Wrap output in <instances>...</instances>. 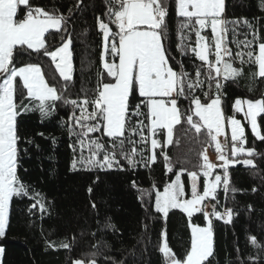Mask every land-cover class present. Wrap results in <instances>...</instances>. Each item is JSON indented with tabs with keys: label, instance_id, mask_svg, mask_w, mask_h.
<instances>
[{
	"label": "trees",
	"instance_id": "1",
	"mask_svg": "<svg viewBox=\"0 0 264 264\" xmlns=\"http://www.w3.org/2000/svg\"><path fill=\"white\" fill-rule=\"evenodd\" d=\"M163 2L168 7L164 45L169 50L170 64L174 70L183 69L193 78L194 67L202 63L191 50L196 45L197 25L193 21L192 27L181 31L184 18L176 14L175 0ZM108 3L109 0H30L34 7L62 15L65 22L59 32L45 35L46 49L37 52L24 46L26 51L19 57L14 50L15 65L39 64L50 85L69 101L91 99L99 80L111 79L103 69V35L97 21ZM103 18L107 22V17ZM223 19L240 21L236 25L228 24L226 43L233 53V66L241 68L242 74L235 79L219 78L223 112L229 116L237 98L253 101L264 98V78L254 75L258 66L241 64L235 56L241 53L247 61V53L253 49L258 52V44L264 42V0H225ZM110 27L116 30L114 25ZM253 30L256 34L253 49L245 48L239 42L246 36L252 41ZM67 38L72 41L73 79L65 82L44 53L61 47ZM106 59L118 62V58L111 55ZM204 90H208L207 85ZM211 91L215 95L214 84ZM196 94L201 95L203 101L202 93ZM130 99L135 104L143 98L133 94ZM24 104L29 101L25 99ZM178 106L182 112L194 108L184 97L178 98ZM72 111L70 103L65 105L58 101L50 115H42L38 107H30L17 117L22 150L18 176L28 186L29 195L10 202L6 234L0 239L4 250L1 264H73L77 260L90 263L93 259L96 264H166L167 258L160 252L165 235L169 247L182 258L190 246V225L206 227L207 222L202 214H195L189 221L179 210L170 211L164 218L155 210V194L175 179L173 173H181L185 191L190 196L189 174L193 171L198 174V191L202 192L206 180L201 168L203 156L208 149H214L207 130L196 133L186 120L182 121L174 128L173 143L155 150V162L150 159L149 139L147 143L135 145L125 142L126 153L131 154L132 149H136L135 165H129L117 148L119 166L89 169L78 165L73 168L81 153L77 137L69 131L74 123L68 121ZM76 115H79L78 109ZM257 121L264 134V114ZM244 126L247 138L244 147L255 149V154L235 158L229 154V159L238 162L228 168L229 192L219 189L217 196L220 209L231 208L233 215L231 222L212 217L214 254L209 257L210 264H252L249 257L255 258L256 264H264V250L251 242V237L255 236L258 243L264 245V141L257 139L247 124ZM74 131L78 132L79 128ZM144 134L149 135L147 130ZM156 138L163 145L165 131ZM87 139H99L107 150H114L109 138L100 133L90 134ZM162 151L169 156L172 172L167 170L169 162L164 160ZM245 159L253 160L255 167L244 165ZM223 172L224 169H215L213 175L223 176ZM33 203H37L36 208L31 207ZM40 204L44 205L43 211Z\"/></svg>",
	"mask_w": 264,
	"mask_h": 264
},
{
	"label": "snow or ice",
	"instance_id": "2",
	"mask_svg": "<svg viewBox=\"0 0 264 264\" xmlns=\"http://www.w3.org/2000/svg\"><path fill=\"white\" fill-rule=\"evenodd\" d=\"M175 7L178 17L184 18L180 24L181 31L192 27L193 21L194 25H198L195 30L196 45L191 50L202 63L194 67L193 78L183 69L179 72L174 70L170 64L169 50L164 45L168 7L163 0H109L105 5V12L97 17V21L98 29L103 35V69L111 79L99 80L91 99L69 101L62 93H58L54 85H50L39 64L28 63L17 67L14 63V50L16 57H19L26 49L37 52L46 49L45 34L50 29L59 32L65 18L32 6L30 0H0V73H4L0 82V237L6 234L10 202L14 198L29 195L28 186L18 176V159L22 150L19 148L21 137L18 135L17 117L30 107H38L42 115H50L57 102L62 101L65 105L70 103L73 106L68 121L74 123L69 131L77 137L76 144L81 153L80 159L74 161L73 168L77 164L89 169L119 166L120 161L115 151L117 148L129 165H135L136 149L133 148L131 154L126 153L125 142L135 145L147 143L149 139L152 149L150 159L155 162V150L173 143L174 128L181 125L182 121L186 120L196 133H201L202 129L207 130L220 154L223 176H213L217 165L210 163L207 155H204L202 175L208 179L204 182L202 192L197 187L198 174L193 171L189 174L192 181L191 198L186 199L181 175L173 173L175 179L155 194V210L167 217L170 209H178L186 214L189 221L195 214H202L208 225H190V246L182 258L169 247L165 235L160 252L167 258L166 264H210L209 257L214 254L212 217L224 219L217 210V191L222 189L224 193L229 192L228 168L238 162L224 154L218 137L225 134L226 120L219 78L223 76L224 80L235 79L242 74L241 68L233 66V53L226 43L228 24L236 25L240 21L223 19L225 0H175ZM105 16L107 22L103 18ZM243 23L252 27L248 21ZM110 25H114L116 30ZM209 28L211 42L201 34ZM252 36V41L246 36L239 43L245 48L253 49L255 30ZM71 43V39L67 38L61 47L54 51L45 50L44 53L55 63L59 76L65 82L73 79L69 51ZM108 55L118 58V63L115 60L109 62L106 59ZM235 56L240 59L241 64L247 62L258 66L254 75L264 78V42L258 44V52L253 49L247 53V61L241 53H236ZM202 76L204 79H201ZM213 84L215 95L211 91ZM205 85L208 86L207 91L204 90ZM197 92L202 93L203 101ZM133 94L143 99L134 104L130 99ZM179 97L190 100L194 108L182 112L178 106ZM25 99L29 104H24ZM233 107L235 112L244 113L253 135L264 141V134H261L257 121L258 116L264 114V98L255 101L237 98ZM77 109L79 115H76ZM227 124L231 129L232 157L244 153L249 157L253 156L255 149L244 147L247 138L241 121L233 116L227 118ZM76 127L79 128L78 132L74 131ZM145 130L148 131V136H145ZM165 130L166 140L162 145L156 136ZM95 133L109 138L114 150H107L105 143L99 139L86 140L90 134ZM137 136L139 139H134ZM237 144L240 146H236ZM85 149L88 156L83 155ZM73 150L76 151V145H73ZM161 155L169 162L168 172H172L167 152L162 151ZM242 163L255 167L251 159H245ZM209 199L213 202L211 212L204 203ZM37 203H33L31 207L36 208ZM92 206L95 208V203ZM39 208L43 211L44 205L40 204ZM232 215L233 210L228 208L227 222H231ZM251 242L264 250V245H260L255 236L251 237ZM3 251L0 248V253ZM249 260L256 264L255 258L249 257ZM74 264L88 262L77 260ZM90 264H96V261L93 259Z\"/></svg>",
	"mask_w": 264,
	"mask_h": 264
},
{
	"label": "rangeland",
	"instance_id": "3",
	"mask_svg": "<svg viewBox=\"0 0 264 264\" xmlns=\"http://www.w3.org/2000/svg\"><path fill=\"white\" fill-rule=\"evenodd\" d=\"M224 14V13H223ZM62 27H63V24H62ZM62 27H61V29H62ZM197 28H198V25H197ZM49 32H57L56 30H49ZM210 32H211V30H210V28L209 29H205L201 34L203 35V36H205L207 39H208V41L209 42H211V38H212V36L210 35ZM47 34V33H46ZM45 34V35H46ZM26 47V46H25ZM30 50H32V49H30ZM41 50H43V49H41ZM32 51H34V50H32ZM40 51V50H39ZM69 51H70V53H71V45H70V49H69ZM70 60H71V64H72V56H70ZM57 62H59V58L57 59ZM54 63V62H53ZM116 63H118V62H116ZM54 65H55V63H54ZM56 71H57V74L59 75V72H58V70L56 69ZM72 76H73V64H72ZM2 77H4V73H0V79H2ZM60 77V76H59ZM61 78V77H60ZM62 79V78H61ZM3 80V79H2ZM63 80V79H62ZM64 81V80H63ZM71 81V80H70ZM244 110L246 111L247 110V108H246V105L244 106ZM239 115H240V118H238V120H240L241 121V124L244 126V124H247L248 125V127L250 128V130H251V127H250V124L248 123V121L245 119V117H244V113L243 112H239ZM262 115V114H261ZM225 116V115H224ZM259 117V116H258ZM258 119V118H257ZM227 122V119L225 120V134L223 135V136H225V137H227V129L229 128V130H230V134H231V129H230V126L226 123ZM176 127V126H175ZM244 129H245V133H246V128H245V126H244ZM260 130V129H259ZM165 133H166V130H165ZM219 140V139H218ZM222 142V144L224 143V142H226V140H224V141H221ZM167 146H169V145H167ZM214 148V149H213ZM212 149L213 150H211V149H208L207 150V152H206V155H207V157H208V160H209V162L210 163H213V164H215V165H217V167L215 168V169H219V168H221V169H223L222 167H220V165L222 164V161H220L219 160V153H217V151H216V148H215V142H214V147H212ZM87 150V149H86ZM84 156H88L89 155V153H88V151H84ZM224 154L226 155V156H228V154H229V152H225L224 151ZM244 154H246V153H244ZM151 155H152V149H151ZM241 155V154H240ZM235 158V157H234ZM80 159V158H79ZM79 164H77V166H78ZM231 166V165H230ZM108 169V168H107ZM214 169V170H215ZM180 175H181V180H182V174L181 173H179ZM214 176V175H213ZM206 179H208V178H206ZM183 182V181H182ZM191 184H192V181H191ZM199 186V177H198V180H197V187ZM198 189H199V187H198ZM219 190V189H218ZM218 192V191H217ZM185 198L187 199V198H191V192H190V196H188L187 195V193H186V191H185ZM210 201V199L209 200H207V201H205L204 203H205V205H206V208L208 209V202ZM9 207H10V205H9ZM172 210H178V209H170L169 210V212L170 211H172ZM180 211V210H179ZM8 214H9V209H8ZM162 216H163V214L162 213H160ZM164 217V216H163ZM165 218V217H164ZM208 226V225H207ZM206 226V227H207ZM7 227V226H6ZM6 231V230H5ZM1 238H3V237H0V239ZM164 241H165V239H164V237L162 236V245H161V247L163 246V243H164ZM0 248H2L1 246H0ZM1 260H2V253H0V264H1ZM74 264V263H73ZM88 264H90V263H88Z\"/></svg>",
	"mask_w": 264,
	"mask_h": 264
},
{
	"label": "built area",
	"instance_id": "4",
	"mask_svg": "<svg viewBox=\"0 0 264 264\" xmlns=\"http://www.w3.org/2000/svg\"><path fill=\"white\" fill-rule=\"evenodd\" d=\"M227 58V57H226ZM231 117H235V118H237V112H235V110H232V112H231V115H230ZM232 142L230 141H227V142H224L223 144H222V147H223V150L225 151V152H229L230 150H231V148H232ZM236 146H240L239 144H237ZM209 212H211L213 209H212V204L208 207V209H207ZM217 210L224 216V219H221V220H223V221H226L227 220V211L226 210H224V209H220V204H219V206H218V208H217ZM214 217V216H213ZM215 218V217H214Z\"/></svg>",
	"mask_w": 264,
	"mask_h": 264
},
{
	"label": "crops",
	"instance_id": "5",
	"mask_svg": "<svg viewBox=\"0 0 264 264\" xmlns=\"http://www.w3.org/2000/svg\"><path fill=\"white\" fill-rule=\"evenodd\" d=\"M50 30H54V29H50ZM210 35L212 36L211 32H210ZM210 58H212V57H210ZM218 139H219L218 140L219 142L224 141V140H227V139L231 140V134H230L229 128L227 129V137H225V136L222 135V136L218 137Z\"/></svg>",
	"mask_w": 264,
	"mask_h": 264
}]
</instances>
